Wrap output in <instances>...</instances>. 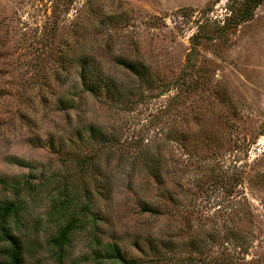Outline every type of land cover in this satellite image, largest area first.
Wrapping results in <instances>:
<instances>
[{
    "label": "rangeland",
    "instance_id": "rangeland-1",
    "mask_svg": "<svg viewBox=\"0 0 264 264\" xmlns=\"http://www.w3.org/2000/svg\"><path fill=\"white\" fill-rule=\"evenodd\" d=\"M229 4L0 0V178L33 186L13 229L37 245L22 264H93L96 242H115L136 264H264V0L220 37L190 40L205 19L222 24ZM80 54L136 87L129 104L81 90ZM115 56L145 63L157 85ZM88 124L110 141L88 140ZM156 153L162 185L144 166ZM79 189L89 193L79 209L87 222L59 263L47 239L65 205L75 215ZM145 202L159 213L141 210Z\"/></svg>",
    "mask_w": 264,
    "mask_h": 264
},
{
    "label": "trees",
    "instance_id": "trees-1",
    "mask_svg": "<svg viewBox=\"0 0 264 264\" xmlns=\"http://www.w3.org/2000/svg\"><path fill=\"white\" fill-rule=\"evenodd\" d=\"M261 1L262 0H231V4H229V7L226 8L228 12L222 18V24H219V20L217 19H205L204 23L198 25L197 31L190 37L191 45L194 46L200 37H220L226 29L234 28L239 23L247 20L252 15L253 9ZM202 25H204L206 28H204ZM189 58L190 56L187 57V59ZM113 61L116 65L126 70L132 76L142 80L148 88L151 89L157 85L155 79L149 72V67L142 61L135 58L128 59L124 56H115ZM75 63L78 65L77 76L82 91L88 92L92 96L103 95L106 100L118 102L120 105L126 104L128 101L130 102L132 94L134 93V89L136 88L135 86H128L125 84L123 85L110 75H106L99 70L95 71L96 64L92 65V63H89L88 57L85 54L78 55L75 58ZM195 83H197V81H195ZM178 88L179 86H177L176 90ZM186 90L187 89L184 88L182 89L183 92ZM84 130L86 132L87 139L90 141L92 140L98 144H105L110 141L108 134H105L98 127L92 124H88ZM79 133L81 132L78 131L79 137L82 138V134ZM146 160L147 164L146 161L144 164L146 172L151 178H153L155 183L162 185V174L160 168H158V162L160 161L159 155H149ZM9 161L15 162V160ZM16 163H19L18 160H16ZM105 183H107V181H104L101 184V189H103L104 185H106ZM0 184L6 190H10L12 194L11 198L8 196L0 199V241L2 242L0 252L4 255V258L1 260L0 264H22L23 253L34 250L36 243L29 241L22 243L19 236L13 232V229L16 227L21 211L24 208L21 195L26 192L29 193L33 186L30 185L28 181L21 182L15 178H0ZM88 194L89 193L87 190L84 189H79L78 192L75 191V215H72L73 208L71 207V203L65 205L62 216H64L66 213V221L59 225L55 233L47 239V243L55 249L56 259L59 263L65 255L66 246L69 244L71 235L75 228L78 226L83 227L85 226V222H87L85 217H87L89 212H85V217H83L82 220L79 209L85 208V205L80 204V201L81 197L88 199ZM56 209H59V207L57 206ZM158 209L160 208L159 205L157 206V203L152 204L149 202H145L143 208H141L143 211L155 214L159 213ZM90 218L91 226L94 228V218ZM237 238V233L231 234V239H234L236 243ZM96 244V248L92 249L90 252L91 256L89 257L93 264H136L133 258H126L124 256V253L120 250L115 242H106L104 244L96 242ZM191 246L192 252L195 255L201 253V251H199V249H201V244H199V241H193ZM163 247H168V245L164 244ZM197 258H200L199 261L201 264H213L212 262L215 261L213 260L211 263H209L210 260H206L205 257ZM214 264H231V262L221 259Z\"/></svg>",
    "mask_w": 264,
    "mask_h": 264
}]
</instances>
